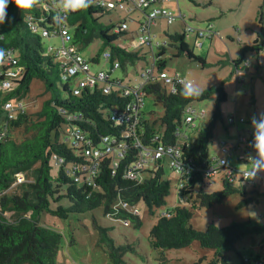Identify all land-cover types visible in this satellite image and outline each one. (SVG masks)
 <instances>
[{
  "label": "trees",
  "instance_id": "1",
  "mask_svg": "<svg viewBox=\"0 0 264 264\" xmlns=\"http://www.w3.org/2000/svg\"><path fill=\"white\" fill-rule=\"evenodd\" d=\"M116 8L103 6L96 0L87 10L70 13L66 24L72 34L73 44L86 47L93 40L101 38L103 48H108L111 53L108 61L111 62L112 68L114 62L118 61L120 68L126 70L130 64H135L144 56L140 55L138 50H131L117 43L119 38L128 34V29L121 28L123 22H128L127 18L118 23L100 22L106 13ZM7 11L8 16L13 19L11 24L1 26L0 35L3 36L0 38V48H14L17 51L24 73L11 93L3 97L0 92V192L5 191L0 206L2 212L10 215H0V264H57L62 235L41 224L40 216L43 212H57L66 217L68 212H85L104 205L105 212L111 215L114 212L113 204L118 200L130 204L144 201L153 208L166 202L171 183L162 176L163 165L160 164L149 178H124V169L137 155L133 148L128 150L126 157L120 159V168L116 174L112 171V158H103L100 175L93 185L76 182L67 175L64 167L58 177L53 176V154L63 155L68 163L81 159L79 149L66 139V127L69 125L79 128L94 144H98L103 135H118L120 127L110 116L112 110L122 106L126 98L121 96V85L111 80L87 86L79 95L73 94L71 82L74 78L62 79V64L54 55L47 54L45 38L33 32L25 20L28 13L36 11V7L21 12L14 4H10ZM117 28L119 31L115 30ZM169 36L177 46L176 56L186 54L190 59L199 61L202 67L207 64L205 57L194 53L196 43L192 48L186 35L176 32ZM263 47L264 7L261 6L256 38L251 46H243L239 59L233 60L235 72L244 63L245 54L249 50L259 54ZM166 49L163 45L157 52L159 70H163L166 65ZM95 60H98V57ZM36 79L44 83L45 91L50 93V97L43 101L35 116L26 111L19 113L15 118H8L2 107L3 103L11 99L25 100ZM107 85L111 87L105 91ZM146 92L153 95L156 104H161L164 108L163 115L159 118L164 139L174 141L179 138L176 132L180 131L183 134L180 139L183 141L185 156L193 155L200 160L210 158V143L214 138L215 128L220 121H227V117H223L221 106L226 97L223 85L202 90L199 97H184L181 95V86L176 93H168L160 82L147 85ZM214 92L218 97L210 120L205 123L202 121L199 127L197 124L192 126L187 123L186 117L192 113L188 110L189 107L192 108V102L206 99ZM154 125L155 123L151 125L145 120L147 138L155 132ZM191 127L197 128L194 138L187 133V129ZM20 128H23L25 134L22 138H18L15 133V130ZM228 162L237 167L230 161V157ZM21 175L24 180L14 185ZM65 184L68 186L63 191ZM198 184L201 188L196 193H180L181 198L190 194L186 205L176 206L160 215L150 232L152 243L160 249H171L183 248L198 241L201 247L214 250L216 259H221L223 264H230L225 251L243 236L260 232L264 225L247 220L225 227L211 223L206 230L195 228L192 216L196 205L211 207L236 192L245 196L243 203L251 200L246 197V184L239 187L225 180L221 190L212 192L204 189L205 184L202 181ZM63 198L68 200L70 207L60 205L53 209L52 203ZM114 216L131 218L140 223L139 216L122 209ZM241 264H246V260L243 259Z\"/></svg>",
  "mask_w": 264,
  "mask_h": 264
},
{
  "label": "rangeland",
  "instance_id": "2",
  "mask_svg": "<svg viewBox=\"0 0 264 264\" xmlns=\"http://www.w3.org/2000/svg\"><path fill=\"white\" fill-rule=\"evenodd\" d=\"M260 0H177L166 2L161 5L167 9L173 10L176 15L179 11L187 16L185 22L193 27H202L195 25L196 21L210 19L215 24L218 34L214 41L209 43L205 41L202 48L194 47L195 36L191 34L187 37V41L193 48L196 55L207 58V64L202 67L199 61L190 59L186 54L176 56L177 46L174 44L169 34L181 32L183 30L182 20L177 19L173 24H168L167 19L163 17L157 18V22L152 25V33L155 34L156 40L166 42L167 49L164 55L166 65L164 71L169 75L179 73L183 77L194 80L202 90L220 85L224 78L228 77L227 66L233 69L231 54L239 56L243 53V43L238 41L241 37L239 34L244 32L245 27L258 25V13L263 4ZM127 18L129 28L128 34L117 40L129 49L138 50L140 55L144 56L130 64L126 70L122 68L112 69L111 62L104 57L103 40L97 38L88 46L81 47L76 44L80 53L92 63V70H103L111 72L112 78H120L127 85H135L143 80L142 72L151 67L154 62V56L148 45H141L140 39L136 36V30L139 23L144 20V13L141 9L128 10L117 7L106 13L100 22L109 24L111 22L118 23L121 19ZM202 24V21H198ZM241 28V32L237 30ZM252 30V27H249ZM227 33H232L234 41L228 37ZM245 41L247 36L242 37ZM61 40L59 37H50L45 39V50L47 54H52V46L59 45ZM240 43V44H239ZM252 43L250 44V46ZM156 52H158L156 48ZM256 51L249 50L245 56V63L249 66L254 64L258 59ZM98 57V60H95ZM246 66V65H244ZM247 66V67H249ZM231 69V72H232ZM246 72L241 79L244 81L242 87H232L226 103L222 106L225 117L227 114L237 111L240 108L246 118H252L248 115V111L252 112L256 117L254 106L250 102L248 72L249 68H245ZM158 73V69H156ZM236 73V72H235ZM84 76L81 74L80 77ZM237 76V75H236ZM79 78V77H78ZM78 78L71 82V87L75 88ZM101 83H104L101 82ZM50 97V93L45 91L44 83L36 79L32 83L25 102L27 103V111L35 116L40 110L43 101ZM217 94L214 92L210 97L193 101L191 106L200 110H207L205 120L197 118L198 127L210 120L215 110ZM224 102V101H223ZM164 108L161 104H156L153 95L145 97L143 113L149 124H154V129L159 134L163 132L159 118L163 115ZM248 119V118H247ZM227 126L220 121L214 131V138L210 143V159L218 157L222 143L228 144L236 141L234 130L227 132ZM16 136L22 138L25 136L23 128L15 130ZM187 133L194 138L197 134V128L191 127L187 129ZM64 137V135H63ZM238 150L230 158V161L240 170L252 168L250 162H239L237 160ZM170 158H167L163 164V177L171 183L170 193L166 197V202L160 206L150 208L149 205L140 201L136 204L139 209L140 223L127 218L129 224H125L123 218L115 217L105 212L104 205H99L85 212H68L67 216H61L57 212L45 211L40 216L41 224L52 228L61 233V243L57 252V264H223L221 259H216L215 251L209 248H203L198 241L192 242L183 248L160 249L152 243L151 229L158 221L160 215L168 210L174 209L176 206L186 205L189 199L181 198L179 194L180 177L172 169L169 164ZM52 174L55 177L61 172V166L56 165L53 161ZM158 167L152 164L146 171L142 173L144 179L149 178ZM223 170L216 175L215 183L212 185H204L207 192L219 191L223 188L222 179ZM255 184L246 183L247 198L249 202L243 203L245 196L236 192L229 195L221 203H217L211 207H200L196 205L193 208L192 224L199 230H206L207 227L214 223L218 227H225L231 223H239L247 220H253L264 225V172L261 176L256 177ZM67 184L63 186V191L67 188ZM201 188L198 184L194 187V193ZM62 191V192H63ZM188 201V202H187ZM187 202V203H186ZM70 207V203L66 198L54 201L52 208L57 209L58 206ZM225 256L230 264H241L242 260H246V264H259L261 260L264 262V229L260 232L247 234L237 240L234 245L225 251Z\"/></svg>",
  "mask_w": 264,
  "mask_h": 264
},
{
  "label": "built area",
  "instance_id": "3",
  "mask_svg": "<svg viewBox=\"0 0 264 264\" xmlns=\"http://www.w3.org/2000/svg\"><path fill=\"white\" fill-rule=\"evenodd\" d=\"M168 1L174 0H99L103 6L109 8L120 7L131 11L139 8L144 13V20L139 23L136 36L140 39L141 45L150 46L154 62L150 68L142 72L143 80L135 85H127L118 77L112 78L111 72L103 70L93 71L91 67L92 63L73 44L72 34L66 24V20L61 26L53 22L52 17L55 13L47 7V0H42L41 4L36 6V11H32L26 15L25 20L33 32L39 33L45 39L50 37L60 38L61 43L51 47L53 50L51 55H54L63 66V80L79 77L77 85L73 88V94L79 95L87 86H94L103 81L105 83V81L111 80L121 85V96L126 98L122 106L112 110L110 116L111 120L120 127L118 135H103L98 144H94L86 138L79 128L69 125L66 127V139L79 149L81 159L68 163V160L63 155L55 153L53 154V161H55L56 165L64 167L67 175L72 177L76 182L89 186L93 185L100 175L102 160L105 157L112 158V171L113 174H116L117 169L120 168V159L126 157L130 148L135 149L137 155L124 169V178L143 180V171L147 170L152 164L156 166L159 164L163 165L165 160L170 158V166L180 177L179 194L182 191H194V187L198 185L199 181H202L205 185L214 184V178L222 170L223 182L228 180L239 187L246 183L255 184L254 179L263 174V172H257L254 179H249L252 168L240 170L228 162V158L234 154L237 147L254 142L255 130L252 128L247 129V135H239L237 143L232 142L225 146L221 156L205 160L197 159L193 155L185 156L183 141L180 139V135L183 134L180 131L176 132V136L179 138L174 141L165 140L164 135L156 131L149 138L146 137V130L144 128L146 119L143 107L145 97L148 95L146 92L147 85L160 82L168 93H176L178 87L181 86L179 81L188 79L179 73L169 75L166 71L158 69L159 59L156 48L159 51L167 43L156 40L155 34L153 35L152 33V25L157 22V18L159 17L166 18L168 24H173L177 19H181L185 23L181 33L186 35V37L194 34L196 36L195 43L197 47L203 45L202 41L204 38H212L217 34L212 24L204 28L193 27L185 22V16L181 11L176 15L164 6H153L159 3L162 5ZM121 28L128 29V22H123ZM115 30L119 31L118 28ZM4 50L6 56L0 58V92L3 97L16 88L17 81L24 73V67L19 64L17 51L14 48ZM104 57L106 60H109L111 53L106 51ZM117 68H120V63L115 61L112 69ZM240 68L236 70L239 78L242 75ZM156 69H158V73H156ZM81 74H84V76L80 77ZM110 87V85H107L105 91H108ZM2 107L10 119L15 118L19 113L27 111L25 100H7L3 103ZM188 110L192 113L187 115L186 122L192 126L196 125V118H203L207 115V110L204 108L196 110L193 107H189ZM243 122H246L245 117L239 116L236 113L227 116V123L230 126L238 128L239 123ZM250 122L252 123V120ZM23 180V176H19L14 185ZM4 194L5 191L0 192V201ZM189 196L190 194L185 196L184 199L188 200ZM113 208L114 212L111 214L112 216L118 214L121 209L139 216V209L136 207V204H130L124 200H118L113 204ZM1 214L10 216L6 212H2L0 206ZM123 221L125 224H129L127 219H123ZM258 263L264 264L261 260Z\"/></svg>",
  "mask_w": 264,
  "mask_h": 264
},
{
  "label": "crops",
  "instance_id": "4",
  "mask_svg": "<svg viewBox=\"0 0 264 264\" xmlns=\"http://www.w3.org/2000/svg\"><path fill=\"white\" fill-rule=\"evenodd\" d=\"M261 1L262 0L259 1L260 4H261ZM168 2H171V1H168ZM164 3H166V2H164ZM262 3L263 4L261 6L264 5V0H263ZM177 6L180 9L178 1H177ZM171 11H173V10H171ZM183 15L185 16L184 17L185 20H187V16L185 14H183ZM198 21H202V24L199 23ZM198 21H196L195 25H199V26H202L204 28V27L208 26L209 24H212V26L215 29V31L216 32L218 31L216 29L215 24L213 23L212 20L207 19V20L203 21V20L199 19ZM181 22H182V27H183L185 23H184L183 20ZM250 26L252 27V30H250V28H249ZM257 29H258V25L257 26H252V25L246 26L244 32H241V28H238L237 30H239L241 32V34H239L241 37L238 38V41L240 43H243L244 46H250V44L251 43L253 44V42H254V40L256 38ZM217 34H218V32H217ZM217 34L214 37H212V38H204L203 41H202L203 45L200 46V48H202L204 46L205 41H208V42L210 41L209 43L213 42L215 37L217 36ZM227 35H228L229 38H231L234 41V36H233L232 33H227ZM245 35L247 36V38H246L247 40L246 41L242 38ZM194 40H196V36H195ZM242 49H243V47H242ZM251 51H254V50H251ZM239 52H240V49L238 50V56H239ZM256 55L258 56V59L256 61H254V64L252 66H249L250 64H248V63L244 64L245 63L244 62V63H242V65L239 66V68L241 67L240 70H242L241 77L246 73V72H244V69L245 68H249L248 78H249V84L251 85V88H250L248 93H250L249 94L250 102L253 104V106L255 108L254 111L256 112V117L259 118V116L262 113H264V47L259 52V54L256 53ZM238 56H233L231 54V58L230 59H232V63H233V60L239 59L242 55L240 57H238ZM245 59H246V56H245ZM206 60H207V58H206ZM244 65H246V66H244ZM247 66H249V67H247ZM226 68L228 69V77L224 78L222 80V82L220 83V85H223L224 92H225V95H226V97L224 99V102H222L221 106H223L226 103V101L228 100L230 94H232V87L234 85L236 87V90H237V88L242 87L244 85L243 84L244 80L239 78L238 76H236L237 72L235 73L234 65H233V69L230 66H227ZM231 69H232V72H231ZM220 85H218V86H220ZM217 97H218V94H217ZM232 113H236L239 116L245 117V119H246V122L239 123L238 128L235 127V126L228 125L227 121L225 123L226 126H227V128H226L227 132H229L231 130H234L237 139L233 143H237L239 135H247V129H249V128L254 129L253 126H252V123L250 122L252 120V118L254 117V115H253L252 112L248 111V115L249 116L251 115L250 117H252V118L247 117L248 118L247 119L246 116L243 113H241L240 108L237 111V107L235 108L234 112H232ZM232 113L227 114L226 117L228 115L232 114ZM201 120L204 121L205 118H203ZM201 123H202V121H201ZM253 144H254V142H252L250 144H245L246 146L245 145H240L239 147L236 148V150H238V155H237L236 158H237V160L239 162L243 161L245 163L246 162H250L251 163L250 158H255L256 157L257 153H256V151H255V149L253 147ZM227 145H229L227 142H223L222 143V148L219 150V154L220 155H218V157L222 155L223 148L225 146H227Z\"/></svg>",
  "mask_w": 264,
  "mask_h": 264
},
{
  "label": "clouds",
  "instance_id": "5",
  "mask_svg": "<svg viewBox=\"0 0 264 264\" xmlns=\"http://www.w3.org/2000/svg\"><path fill=\"white\" fill-rule=\"evenodd\" d=\"M42 0H0V26L6 23L11 24L12 19L8 16V7L14 4L18 10L27 11L41 4ZM96 3V0H47V7L55 13L52 19L58 26L63 25L70 13L87 10ZM3 35H0L2 38ZM6 56L4 49L0 48V58ZM181 95L184 97H199L202 95V89L194 80H180ZM254 128L253 147L257 153L255 158H250L252 163V172L249 179H254L257 172H264V113L259 118H252Z\"/></svg>",
  "mask_w": 264,
  "mask_h": 264
},
{
  "label": "water",
  "instance_id": "6",
  "mask_svg": "<svg viewBox=\"0 0 264 264\" xmlns=\"http://www.w3.org/2000/svg\"><path fill=\"white\" fill-rule=\"evenodd\" d=\"M263 7H264V5H263ZM249 64V63H248Z\"/></svg>",
  "mask_w": 264,
  "mask_h": 264
}]
</instances>
